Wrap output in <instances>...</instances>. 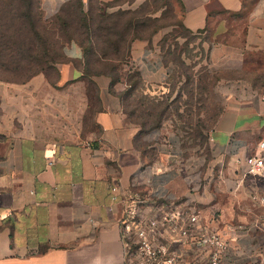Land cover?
<instances>
[{
	"label": "crops",
	"instance_id": "crops-1",
	"mask_svg": "<svg viewBox=\"0 0 264 264\" xmlns=\"http://www.w3.org/2000/svg\"><path fill=\"white\" fill-rule=\"evenodd\" d=\"M67 1L38 0L42 19ZM80 1L84 13L95 6L110 16L141 10L145 31L168 9L164 0ZM171 1L182 30L209 38L212 65L247 64L264 78V0ZM171 27L159 24L138 36L127 31L116 52L123 59L92 63L93 70L113 64L115 80L105 73L82 77V50L73 41L63 48L68 59L56 65V79L43 73L18 83L0 79V264H124L118 221L127 189L148 217L160 203L197 213L199 230L184 242L161 232L160 241L179 253L177 264H205L208 250L192 244L203 230L224 239L220 264H264V206H253L244 187L229 191L233 159L264 139V93L227 94L207 136V159H185L165 126L145 128L125 110L129 91L153 100L162 94L172 71L163 43ZM86 79L96 88L94 101L71 94Z\"/></svg>",
	"mask_w": 264,
	"mask_h": 264
},
{
	"label": "rangeland",
	"instance_id": "rangeland-1",
	"mask_svg": "<svg viewBox=\"0 0 264 264\" xmlns=\"http://www.w3.org/2000/svg\"><path fill=\"white\" fill-rule=\"evenodd\" d=\"M164 1L168 6L166 13L159 22L151 23L145 32H149L159 24L172 25L170 37L165 38L163 42L168 46L167 60L172 65V71L166 78L167 84L162 94L155 95V100H153L154 97L150 98L149 95H144L137 89L129 95L125 110L138 115L143 114L141 119L145 122L146 128L150 124L154 126L155 122L159 123V126H165L167 137L179 140L185 159L190 160L191 157L207 159V136L227 105V94L250 89L264 93V78L247 64L241 70L217 69L208 60L209 38L207 35L189 34L182 30L177 24L176 15L172 12L174 10L172 1ZM6 2L8 1L0 0L1 4ZM10 3L14 4V1L11 0ZM4 16L9 19L10 15L5 12ZM14 20L15 18L9 21L7 31L14 32L18 29L13 23ZM172 36H177L176 44H173L175 41ZM18 37L21 44L19 45L20 50H25L30 46L27 33L23 35L18 33ZM0 48L5 49L6 47ZM49 58H52L55 63L48 65L43 74L47 79L53 80L58 77L56 65L68 58L61 53L58 46H55ZM5 73L14 76L12 72ZM235 79L251 80L254 84L252 86L246 84L245 87L243 84L240 85L242 82L234 81ZM58 89L61 88H56V91ZM70 89L72 96L83 95L88 101L95 100L96 88L89 79L79 86H71ZM70 105L71 113L78 115L79 111L74 108L76 104L72 102ZM145 112H151L152 117L144 116ZM90 115V111L84 115L88 126L91 125Z\"/></svg>",
	"mask_w": 264,
	"mask_h": 264
},
{
	"label": "trees",
	"instance_id": "trees-1",
	"mask_svg": "<svg viewBox=\"0 0 264 264\" xmlns=\"http://www.w3.org/2000/svg\"><path fill=\"white\" fill-rule=\"evenodd\" d=\"M1 1L8 2L0 3V8H4L0 10V47H6L0 48V79L15 83L24 82L35 74L43 73L48 65L55 63L49 58L55 46H58L63 54V48L71 41L77 43L82 50V77L105 73L115 80L118 77L113 64L105 62L103 70H93L92 63L110 60L111 56L123 59L122 55H117L116 52L125 42L126 32L131 31L133 36H138L149 24L148 20L138 18L141 10L124 11L110 16L103 15L95 6L84 13L80 0L65 2L48 19H42L38 0H13L14 4L10 3L11 0ZM5 12L10 15L9 19L4 18ZM11 17L15 18L13 23L18 27L14 32L6 30L9 21L13 19ZM18 33L28 34L30 46L25 50L19 49L21 44ZM5 72H12L14 76ZM130 94L132 91L128 92V95ZM144 114L146 117H152L151 112ZM142 115L136 114V118L141 126L145 127Z\"/></svg>",
	"mask_w": 264,
	"mask_h": 264
},
{
	"label": "built area",
	"instance_id": "built-area-1",
	"mask_svg": "<svg viewBox=\"0 0 264 264\" xmlns=\"http://www.w3.org/2000/svg\"><path fill=\"white\" fill-rule=\"evenodd\" d=\"M232 166L235 174L229 189L232 195L244 187L253 206H264V139L255 143L250 154L236 156ZM257 185L263 189H257ZM110 190L114 192L115 187ZM162 197L170 200L169 196ZM141 204L142 200L131 190L125 191L118 221L124 264H177L179 253L160 241L161 232L166 230L174 243L184 242L193 231L199 230L197 213L178 205L160 203L148 217ZM192 244L208 250L205 264H220L226 243L217 232L203 230L192 238Z\"/></svg>",
	"mask_w": 264,
	"mask_h": 264
}]
</instances>
